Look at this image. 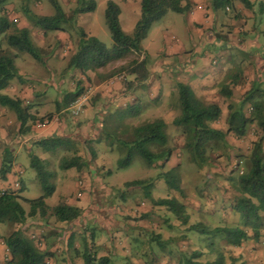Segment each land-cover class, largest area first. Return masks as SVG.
<instances>
[{
    "label": "rangeland",
    "instance_id": "374dc122",
    "mask_svg": "<svg viewBox=\"0 0 264 264\" xmlns=\"http://www.w3.org/2000/svg\"><path fill=\"white\" fill-rule=\"evenodd\" d=\"M94 1L96 4L95 9L91 12L78 14L75 23L88 35L96 37L106 46L111 47L113 41L105 20L107 0ZM113 1L120 7L119 21L122 30L126 34H131L136 21L140 17V0ZM237 1L222 0V3H219L218 6H213L214 4L212 3V6L208 7L209 11H213L220 18L219 25H214L212 28V30L216 29L217 31H212L207 27L197 31L195 26L189 22L190 17L187 12L189 10L183 12L167 11L148 29L145 38L141 41L143 54L137 57L147 56L146 68L149 69L150 73L153 74L157 70L164 71L167 74L166 77L175 81V84L176 77L179 74L187 75V68L189 69L191 66L196 65L203 55L205 56L203 58H207L211 63L210 65L215 68L221 67L224 64L222 60L224 49H228V45H230L225 33L229 31L230 25L234 24V27H236V24H239V22L234 21ZM59 2L67 16L72 14L77 5V0H59ZM25 6L34 13L41 15L53 14L54 8L48 0H6L3 4V8L10 19L13 21L16 19L15 23L17 26H24L30 30L33 44L37 47L41 59L36 60L29 54H20L15 58V65L19 71L27 75L28 78L26 80H29L34 89L37 92H41V95H33L37 106H40V103L42 104L39 107L40 115L51 114L53 116L57 111L56 103L63 100L65 93L75 90V82L82 78V75L79 74L78 76L73 75V77H70L69 73H67L68 71L64 70L68 58L74 51L72 49H75L72 44H75V47L77 45L80 35L79 30L66 23L64 24L66 29H68L64 31L67 34L66 39H63L58 31H48L44 35L42 31H39L38 27H31V23L23 16ZM254 17L250 19V24L256 20L258 26L264 29V11L256 13ZM212 34L216 37L215 41L207 42L206 37ZM3 36L0 35V47L6 45ZM84 79L82 80L84 81ZM256 81L258 80L254 82ZM260 84L264 87L263 80H260ZM85 85V82L81 85L83 91L86 88ZM235 97L236 99H231L232 97H228V99L238 102L243 97V94L239 91ZM223 106L225 107L226 105L223 104ZM177 109L179 112V108ZM1 112L0 109V117L2 118L0 119V146L2 148L3 144H7L11 149L14 155L12 168L16 171L10 176L13 186L0 189L17 190L21 196L28 199L39 197L43 192L36 171L31 165L32 154H36L46 162L47 168L54 173L52 181L56 186L57 192L47 197V204L56 205L74 191H82L84 188L88 189L93 186L92 192L88 194L87 198L88 201L91 199L90 204L94 203L93 200L97 201V204L104 209L103 216H105V211L107 213L108 211H113L114 213L117 210L116 208H124L123 206L125 205L133 206L134 203L139 202L142 198L178 197L180 195L179 192L169 189L163 179L154 180L158 172L177 166L180 185L185 194L183 201L186 204V211L190 214L188 224H182L166 208L164 212L159 211L156 220L158 222L157 226L160 225L159 230L161 231L159 233H156L155 230L145 231L144 240L141 241L144 243L136 246V249L142 250L144 248L146 252L140 254V256H134L135 260H130L126 264H179L184 255L188 256L194 251L202 252L201 260L211 258L215 251L211 252L208 247L209 239L199 235L195 230H191L189 226L197 222H205L210 227L239 224L240 216L232 209L234 196L237 194L235 189L237 187V173L244 170L254 142L264 134V129L259 128L255 124H251L248 127L246 135L242 138H237L231 132L228 133L225 138V144H217L210 151V163L199 168L190 160L188 153L183 148L184 136L180 128L172 122L167 123L165 120L167 123L166 134L168 136L165 147L166 149H172V154L170 155L172 159L170 161H168L169 159L165 160V158L161 159V161L156 159L152 165H149L141 156L135 155L128 165L119 166V160L128 151V146H125L124 143L135 139L133 128L144 122L151 121L152 118L150 116L152 114L158 116L161 108H142L141 112L133 117L118 116L116 113H114L115 115L112 113V116H99L98 124L100 123L101 125L102 133L94 136L89 141L94 146L90 148L91 153L95 154L94 158H91L85 148H82V143L71 135L68 137L60 135L72 141L67 147H60L53 152L44 151L33 144L24 146L22 145V136L17 133L15 114L10 111ZM81 116L82 114L79 116L80 119ZM68 124L76 125V123ZM67 126L69 128V125ZM13 146H15L14 149ZM1 148L0 157L2 154ZM160 148V146L152 147L154 151H158ZM74 149L77 150L76 154L83 150V156L81 154L82 165L80 167L62 168L61 157H72ZM48 160L49 163L47 162ZM135 179H144L146 181L143 185L136 187L141 191L140 194L142 196H139V198L133 192L128 191L124 183ZM20 180L23 181L25 187L19 190L21 187ZM79 181L82 184L78 185ZM21 202L25 210H29V204L25 201ZM158 218H162L165 221L161 223ZM53 220L52 222H54ZM14 227L20 226L0 223V260L3 263L7 261L8 254L3 246L2 238L9 234ZM107 229L109 230L110 228L107 227ZM88 230L91 229L89 228ZM88 230L84 229V233ZM246 230L251 234L250 228ZM262 230V236L257 242L249 241L245 245H225L222 247L226 257L229 258L231 254H242L246 261L248 258L250 264H264V223ZM159 241H161V246L158 245ZM65 244L66 242L63 246ZM80 244L81 251L91 255L94 254L95 256L98 253L95 247L91 246L90 241L84 242L80 239ZM122 259L123 256L120 255V260ZM95 260L90 264H99L97 259ZM119 262L121 264L125 263L123 261ZM61 263L59 262L58 264Z\"/></svg>",
    "mask_w": 264,
    "mask_h": 264
},
{
    "label": "trees",
    "instance_id": "16d2710c",
    "mask_svg": "<svg viewBox=\"0 0 264 264\" xmlns=\"http://www.w3.org/2000/svg\"><path fill=\"white\" fill-rule=\"evenodd\" d=\"M6 0H0V35H4L6 45L0 47V106L13 112L17 120V133L22 137L31 132V127L38 122H44L52 118L51 114L38 116L32 111L33 104L26 103L18 96H11L5 89L13 83H22L27 75L20 74L15 65V58L20 54H29L36 60L41 59L37 47L33 44L30 30L27 27H19L7 15L3 4ZM54 8L51 15L34 13L27 6L23 9V16L31 23V27H38L44 35L48 31H66L64 24L69 23L73 28L79 30L77 45L72 49L65 71H73L78 76L88 77L89 72H95L99 79L106 80L112 76H120L124 73L133 75L134 81H144L150 71L146 68V58L137 57L143 54L141 41L145 38L150 26L159 20L167 11L183 12L190 7L189 0H141V13L136 21L131 34H126L120 25V7L113 0H107L105 8V20L112 37V46L108 47L96 37L88 35L75 23L80 13L91 12L95 9L94 0H77V5L72 14L67 16L59 0H48ZM246 7H251L249 0H240ZM222 0H218V4ZM213 6H216L215 2ZM264 7V0L260 3V9ZM76 43V42H75ZM118 62V63H117ZM112 64H116L112 66ZM112 66V67H111ZM99 68H104L98 72ZM73 75L71 77H73ZM240 77V74H237ZM237 76L232 80L237 84ZM75 82L76 89L68 91L63 95V100L56 103V110L68 107L76 101L83 93L82 80ZM86 80V79H84ZM177 98L175 105L179 108V115L172 123L179 127L184 136L183 148L188 153L190 160L199 168L210 163V151L217 144H225L228 133H233L237 138L246 135L251 124L264 129V87L260 82H252L249 89L238 101L228 99L227 128L222 130L214 127L213 123L221 116V108L215 102L205 101L199 98L193 89L184 82H177ZM220 93L226 97H232V88L226 85L220 89ZM131 116V111H125L120 116ZM167 124L162 118H154L133 128L135 139L125 142L128 146L127 154L119 160V166L128 165L135 155L141 156L146 163L152 165L155 160H168L172 149H166L168 141L166 134ZM70 141L60 135H52L41 138L33 144L44 151H55L60 147H67ZM264 134H262L253 145L244 170L237 173V194L234 196L232 205L233 211L240 216L237 225L213 226L205 222L191 224L189 228L195 230L199 235L209 239L207 245L215 254L211 258L201 260V251H194L190 255H184L179 264H248L242 254H231L229 258L223 252L222 247L245 245L249 241H259L262 236L264 223ZM153 146H160V150L154 151ZM1 148V146H0ZM0 179L5 180L11 172L14 155L7 144L2 145ZM72 157L61 158L62 168L80 167L82 157L76 154ZM49 163V160L47 161ZM31 165L36 171L37 178L42 185V194L39 197L28 199L21 196L17 190L5 189L0 193V223L19 225L14 227L9 234L2 238L8 257L7 261L0 264H47L46 258L50 256L49 251L41 250L33 238L26 234L27 227L24 226L29 218L53 217L57 221H71L80 215V209L76 206L59 202L54 206H48L46 198L52 195L55 190L53 183L54 173L47 168V163L36 154L31 155ZM163 179L167 187L179 192V196L151 199L153 205L164 206L182 224L187 225L190 214L186 211V204L183 201L185 196L180 185V178L177 174V166L166 171H160L154 177ZM144 179H135L125 182V186L143 185ZM21 188H19L20 190ZM21 201L29 204V210H25ZM251 229V234L247 232ZM87 241V240H85ZM158 245H162L161 241ZM93 259V260H92ZM95 255L84 252L85 264L96 261ZM99 264H108L106 257L97 259Z\"/></svg>",
    "mask_w": 264,
    "mask_h": 264
},
{
    "label": "crops",
    "instance_id": "0c3cea01",
    "mask_svg": "<svg viewBox=\"0 0 264 264\" xmlns=\"http://www.w3.org/2000/svg\"><path fill=\"white\" fill-rule=\"evenodd\" d=\"M249 1L251 3L249 8L240 0L237 1L234 21L239 22V24H236V27H234V24L230 25L229 31L225 33L230 45H228V49H224L222 55V57L224 56L222 59L224 64L219 68H215L210 65L211 63L207 58H203L205 57L203 55L196 65L187 68V75L179 74L176 77V84L177 82L189 84L199 98L215 102L220 106V119L213 123L214 127L220 129L226 128L228 116V97L222 95L220 89L226 85L230 86L232 88V99H236L235 95L239 91L244 94L255 80H258V82L260 80L264 81V29L258 26L256 20L250 24V19L255 18L256 13L264 11V7L260 9V3L263 0ZM214 2L218 6V0H189L191 4L190 9L188 8L189 11H187L190 17L189 22L195 26L197 31L205 27L212 30L214 25H219L220 18L213 11L208 10V7L212 6ZM58 32L63 39H66V32ZM215 39L214 34L206 37L207 42H214ZM114 65L116 64H112V66ZM103 69L99 68L97 71L101 72ZM19 72L23 74L21 71ZM73 74V71H69L70 77ZM237 74H240V77ZM166 76L167 74L160 70L153 74L150 73L144 81H134L133 75L125 73L120 76H112L106 80L99 79L95 72H89V78L82 75L86 79L84 80L86 88L78 99L70 103L68 107L56 111L50 120H46V125L42 127H38L36 124L32 125L31 132L23 135L22 145L29 146L36 140L52 135H64L66 137L71 135L77 141L79 140L82 143V148H85L87 154L94 158L95 154L91 153L90 150L94 146L89 141L94 136L102 133L101 125L98 124L101 115L105 117L116 113L120 116L129 110L133 117L135 114H139L142 108L153 109L156 107L157 109L161 108V112L158 116L152 114L150 116L151 120L162 118L167 123L172 122L179 115L175 105L177 91L175 81ZM236 76L241 82L238 81L237 84H234L232 80ZM26 79L22 83L16 82L9 85L5 92L11 96H18L24 102L31 103L33 106L36 105L32 107V111L41 116L39 107L42 104L40 103V106H37L33 99V95H41V92H37L29 80ZM223 104L226 106L224 107ZM0 109L1 113L8 112L5 107L0 106ZM80 114H82L81 119L79 118ZM0 119L2 118L0 117ZM68 123H76V125L73 126ZM67 125H69V128ZM15 146H13V149ZM82 151L78 152V155L81 156L82 154L83 156ZM171 157L168 161L172 159ZM15 171L12 168L5 180L0 179V188L13 186L10 176ZM9 183H11L10 186H8ZM20 184V188L23 189L25 187L23 181L20 180ZM80 184L82 183L79 181L78 185ZM136 187L128 186L126 188L139 198V196H142L141 191ZM92 189L93 186L88 189L84 188L82 191H74L70 196L65 197L63 201H59L80 209V215L76 219L61 222L53 217H50V220L49 217L36 216L29 218L25 223L24 226L27 227L26 234L33 238L41 250L50 252L51 255L46 258L47 264H58L59 262H62L61 264H83L84 252L81 251L80 239L84 242L85 240L90 241L91 246L98 251L96 254L97 259L106 257L108 264H121L119 261L126 264L130 260L134 261V256H140V254L146 252L144 248L142 250L136 249V246L144 243L141 241L144 240L145 231L155 230L156 233L161 231L159 230L160 225L157 226L156 219L159 211L164 212L165 207L153 205L151 202L152 198H158H142L133 206L125 205L124 208H116L117 210L114 213L113 211H108V213L105 211V216H103L104 209L97 204V201L93 200L94 203L92 204H90L91 199L88 201L87 196L92 192ZM56 192L55 186L52 195ZM52 219H54V222H52ZM158 219L161 223L165 221L162 218ZM107 227L110 229L108 230ZM89 228L91 230H88ZM84 229L88 231L84 233ZM65 242L66 244L63 246ZM3 246L5 247L4 244ZM120 255L123 256L122 260H120ZM247 261L250 264L248 258Z\"/></svg>",
    "mask_w": 264,
    "mask_h": 264
},
{
    "label": "built area",
    "instance_id": "2783aa9c",
    "mask_svg": "<svg viewBox=\"0 0 264 264\" xmlns=\"http://www.w3.org/2000/svg\"><path fill=\"white\" fill-rule=\"evenodd\" d=\"M46 124H47V121H44V122H38L37 126H38V127H42V126H44V125H46ZM4 190H5V189H0V193H2Z\"/></svg>",
    "mask_w": 264,
    "mask_h": 264
}]
</instances>
